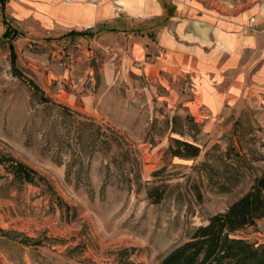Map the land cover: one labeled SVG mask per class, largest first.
Here are the masks:
<instances>
[{
	"label": "rangeland",
	"instance_id": "374dc122",
	"mask_svg": "<svg viewBox=\"0 0 264 264\" xmlns=\"http://www.w3.org/2000/svg\"><path fill=\"white\" fill-rule=\"evenodd\" d=\"M61 1L109 7L117 31L58 38L89 26L42 9ZM182 1L212 14L249 12V24L264 0ZM123 2L8 5L25 33L13 40L16 66L49 101L15 76L1 43L0 155L34 169L54 194L0 165V264H157L264 173V95L233 102L231 75L144 72L150 59L133 44L164 16L138 19ZM174 138L198 155L174 156ZM235 236L264 243V217Z\"/></svg>",
	"mask_w": 264,
	"mask_h": 264
},
{
	"label": "crops",
	"instance_id": "0c3cea01",
	"mask_svg": "<svg viewBox=\"0 0 264 264\" xmlns=\"http://www.w3.org/2000/svg\"><path fill=\"white\" fill-rule=\"evenodd\" d=\"M10 1L5 4V13L16 23V16L8 12ZM123 3L128 6L127 10L135 6V10L129 11L135 13L138 19L164 16L163 22L154 26L152 37L145 32L133 44L132 50L141 52L139 58H144V61L150 59V63L145 62L142 68L144 72L166 69L184 71L196 79L231 75L233 80L228 87H232L225 95L233 102L242 100L248 93L264 95V1L254 16L253 29L248 27L249 12L236 16L212 14L182 0H127ZM42 9L64 22L89 25L63 33L87 28L93 31L92 36L77 37L91 38L103 30L117 31L108 23L120 17L108 18L105 14L111 10L109 7L80 1H61L56 6L45 3ZM0 26L3 28L1 21ZM217 95L222 97L219 92Z\"/></svg>",
	"mask_w": 264,
	"mask_h": 264
},
{
	"label": "trees",
	"instance_id": "16d2710c",
	"mask_svg": "<svg viewBox=\"0 0 264 264\" xmlns=\"http://www.w3.org/2000/svg\"><path fill=\"white\" fill-rule=\"evenodd\" d=\"M8 0H0V21L3 31L0 34V44L6 42L13 73L28 84L33 92L42 100L49 101L41 89L25 77L16 66V52L13 40L24 36V31L18 29L5 13ZM90 28L82 31L70 30L58 38L92 36ZM190 122L192 118L188 117ZM176 148L170 145L174 156L194 157L199 148L189 142L174 138ZM186 150V152H184ZM0 165L8 170L19 182H43L54 194L47 180L34 169L18 161L12 156L0 155ZM160 196L157 200H159ZM264 217V173L257 176L250 188L233 200L223 211L212 214L207 222L199 224L189 233L188 237L168 250L157 264H264V243L256 244L235 234L248 226H254L257 220Z\"/></svg>",
	"mask_w": 264,
	"mask_h": 264
},
{
	"label": "built area",
	"instance_id": "2783aa9c",
	"mask_svg": "<svg viewBox=\"0 0 264 264\" xmlns=\"http://www.w3.org/2000/svg\"><path fill=\"white\" fill-rule=\"evenodd\" d=\"M253 22H254V17L252 16L250 19H249V24H248V27L253 29Z\"/></svg>",
	"mask_w": 264,
	"mask_h": 264
},
{
	"label": "bare ground",
	"instance_id": "6f19581e",
	"mask_svg": "<svg viewBox=\"0 0 264 264\" xmlns=\"http://www.w3.org/2000/svg\"><path fill=\"white\" fill-rule=\"evenodd\" d=\"M135 54H136L137 57H139L141 55L140 50L136 51Z\"/></svg>",
	"mask_w": 264,
	"mask_h": 264
}]
</instances>
